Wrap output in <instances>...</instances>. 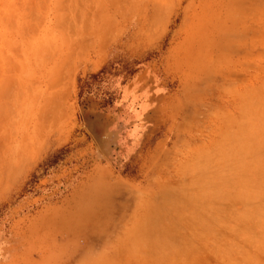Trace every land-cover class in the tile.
Returning <instances> with one entry per match:
<instances>
[{"label": "rangeland", "instance_id": "1", "mask_svg": "<svg viewBox=\"0 0 264 264\" xmlns=\"http://www.w3.org/2000/svg\"><path fill=\"white\" fill-rule=\"evenodd\" d=\"M0 264H264V0H0Z\"/></svg>", "mask_w": 264, "mask_h": 264}, {"label": "trees", "instance_id": "2", "mask_svg": "<svg viewBox=\"0 0 264 264\" xmlns=\"http://www.w3.org/2000/svg\"><path fill=\"white\" fill-rule=\"evenodd\" d=\"M95 78V76L93 77ZM111 103L110 98L104 99V103L101 105L103 108Z\"/></svg>", "mask_w": 264, "mask_h": 264}]
</instances>
